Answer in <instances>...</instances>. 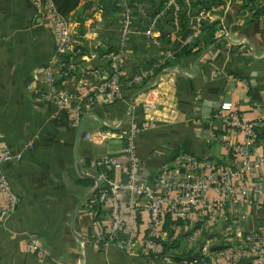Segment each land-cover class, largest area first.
<instances>
[{"label": "crops", "instance_id": "obj_1", "mask_svg": "<svg viewBox=\"0 0 264 264\" xmlns=\"http://www.w3.org/2000/svg\"><path fill=\"white\" fill-rule=\"evenodd\" d=\"M246 1L138 0L141 9H133L132 14L141 27L156 23L157 46L149 50L141 36L131 35L120 66L124 76L150 69L163 52L176 51L184 38L194 35L191 54L167 61L172 63L169 67L127 90L124 101L84 113L76 127L65 110L56 111L31 91L39 87L33 80L35 72L48 66L55 47L48 9L37 10L30 0H0V151L14 156L4 163L3 172L16 198L14 212L0 225V264H151L144 255L130 256L95 243L110 223L109 206L97 205L93 197L104 183L102 178L125 182L128 160L122 140L94 144L84 141L83 135H116L120 128L143 127L136 139L139 181L148 184L163 165L182 153L201 162L232 166L227 145L241 144L245 137L213 118L219 103H232L242 122L264 118V16L250 21ZM250 1L264 7V0ZM116 2L101 0L98 16L106 29L101 34L89 32L92 21L82 0L68 16L79 23L82 47L75 72L58 79L63 91L77 94L89 87L93 79L80 70L103 64L105 46H116L124 20ZM211 26L214 37L209 44L204 40ZM97 41L103 42L102 48H96ZM143 102L152 107L144 108ZM105 155L120 168L98 166ZM255 176L264 188V168ZM213 198V192L207 193V199ZM253 198L256 206L240 200L216 225L197 235H192V228L197 231L199 226L168 231L164 252L171 259L156 263L177 264L176 256L200 254L214 264H227L213 253L238 237L264 235V198ZM7 203V195L0 192V205ZM145 206L143 201L138 209L136 236L147 227ZM29 239L36 241L39 252L29 250Z\"/></svg>", "mask_w": 264, "mask_h": 264}, {"label": "built area", "instance_id": "obj_2", "mask_svg": "<svg viewBox=\"0 0 264 264\" xmlns=\"http://www.w3.org/2000/svg\"><path fill=\"white\" fill-rule=\"evenodd\" d=\"M86 12L91 17V34H101L106 29L98 16L101 0H82ZM138 0H117L116 7L123 12L124 20L117 30V44L112 51L101 58L103 64L93 69H81L83 76L92 78V83L77 94L63 91L57 84L59 78L69 76L76 70V63L82 41L79 39V23L68 17L56 14L51 0H30L37 10L46 7L55 33V47L46 68L35 72L33 80L39 87L31 88L34 94L56 108L65 110L73 126H78L80 117L98 106L117 104L125 99L127 90L141 86L153 72L167 61L173 59L174 49L163 52L157 64L136 75L125 77L121 71L123 54L131 35L141 36L145 47H156L154 41V22L141 27L136 22L132 10H140ZM149 2L150 0H144ZM171 1V0H170ZM188 1V0H187ZM194 35L187 36L181 46L189 45ZM103 42L97 41L96 48H102ZM67 57V60L62 59ZM150 93V91L145 94ZM144 108L152 107L150 102H143ZM213 118L225 127L239 131L245 139L241 144H228L234 158L232 166H222L215 162L199 161L193 156L182 153L162 166L151 184L139 181L141 160L137 154V138L143 127L123 129L116 135L84 133L83 140L90 143L116 139L124 142L122 152L127 156L125 182L107 181L98 189L97 205H108L109 225L98 234L95 243L99 246H114L121 253L130 256L141 254L149 263L157 264L170 261L165 255L168 231L181 225L199 226L198 232L214 226L224 218L228 208L235 207L240 200L256 206L254 196L264 198L262 179L255 173L264 168V118L262 120L241 121L230 102L219 103ZM14 159L8 151H0V192L8 197L7 206L0 205V225L14 212L16 198L11 192L3 165ZM112 165L119 169L117 161L110 155L100 159L98 166ZM100 178V179H101ZM213 192L215 198L207 199V193ZM146 202L147 227L142 235L136 236L137 214L142 202ZM126 205V206H124ZM124 212L126 214H124ZM31 252H39L40 247L33 239L28 245ZM223 258L227 264H264V235L247 234L233 240L220 251L213 253ZM177 264H214L198 254L176 259Z\"/></svg>", "mask_w": 264, "mask_h": 264}, {"label": "trees", "instance_id": "obj_3", "mask_svg": "<svg viewBox=\"0 0 264 264\" xmlns=\"http://www.w3.org/2000/svg\"><path fill=\"white\" fill-rule=\"evenodd\" d=\"M81 0H51L52 6L56 14L62 17H68L71 13L75 11V9L79 6ZM207 4V3H205ZM250 4L249 13L251 14L250 21L256 20L261 18V16H264V7L258 8L254 1L247 0L245 3V7L247 8V5ZM213 26L209 28V32L207 33V37L205 38V42L211 44L213 43ZM104 41V40H103ZM192 46H180L179 49H177L174 53V59L179 60V58H185L188 57L191 54ZM112 51V47L105 46L104 51L101 52V56L104 54H108ZM62 59L67 60V57H63ZM171 62H166L162 67H160L158 70L155 71V73H159L163 68H167L171 65ZM150 66V65H149ZM147 67H144L141 71L145 70ZM61 80L57 82L58 85H60ZM86 185H92V182L90 180H84ZM96 195V196H95ZM93 197V200L97 199V195L95 194ZM97 206L95 205L94 208ZM167 248L165 247V251ZM165 253V252H164ZM175 258V256H174ZM181 258L180 256H176V259Z\"/></svg>", "mask_w": 264, "mask_h": 264}, {"label": "water", "instance_id": "obj_4", "mask_svg": "<svg viewBox=\"0 0 264 264\" xmlns=\"http://www.w3.org/2000/svg\"><path fill=\"white\" fill-rule=\"evenodd\" d=\"M83 129V127H80L79 128V131H81ZM79 140V133H78V136L76 137V145H75V150H74V154H75V160H76V162L78 161V156H77V146H78V141ZM97 189H98V187H97ZM97 189H95V192L97 191Z\"/></svg>", "mask_w": 264, "mask_h": 264}]
</instances>
